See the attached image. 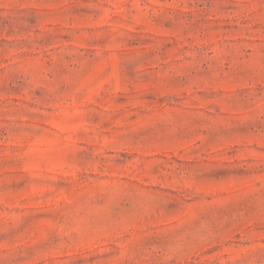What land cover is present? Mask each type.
Returning a JSON list of instances; mask_svg holds the SVG:
<instances>
[{
    "label": "rangeland",
    "instance_id": "obj_1",
    "mask_svg": "<svg viewBox=\"0 0 264 264\" xmlns=\"http://www.w3.org/2000/svg\"><path fill=\"white\" fill-rule=\"evenodd\" d=\"M0 264H264V0H0Z\"/></svg>",
    "mask_w": 264,
    "mask_h": 264
}]
</instances>
